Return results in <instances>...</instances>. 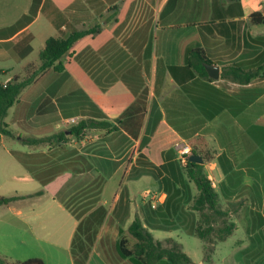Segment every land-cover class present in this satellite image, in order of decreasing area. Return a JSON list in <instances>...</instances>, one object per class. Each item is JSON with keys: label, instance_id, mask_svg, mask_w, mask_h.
I'll list each match as a JSON object with an SVG mask.
<instances>
[{"label": "crops", "instance_id": "0c3cea01", "mask_svg": "<svg viewBox=\"0 0 264 264\" xmlns=\"http://www.w3.org/2000/svg\"><path fill=\"white\" fill-rule=\"evenodd\" d=\"M19 1L9 0L2 11L8 17L0 21V60L5 63L12 57L24 62L32 54L36 37L32 29L41 18L67 34L66 37L73 28H98V31L80 39L65 56V70L56 73L67 78H60L46 91V100L40 101L36 109L28 102H23L26 106H18L16 113L21 119L13 122L18 134L14 141L27 149H11V153L28 170L36 171L45 184L58 176L67 177L70 188L64 191V185L61 191L67 194V202L82 191L99 189L101 193L96 203L87 204L83 197L74 202L80 208L76 214L71 205H65L67 202L61 205L75 222L66 241L57 239L52 243V251L48 249L51 243L43 235L20 237V247L32 251L16 255L13 264L28 259H41L45 264H140L123 256L119 244L137 216L133 196L153 182L151 178L138 186L142 177H151L142 175L141 168L161 169L174 161L176 151L181 153L180 149L189 146L188 141L195 136L205 137L217 150V156L205 166L219 195L220 208L228 213L227 219L233 217L229 221L236 225L234 233L240 222L247 226L252 241L245 247L236 245L234 263L252 262L249 257L255 249H261L254 243L255 235L257 240L264 239V79L240 85L221 79V74L233 64L250 68L263 63L264 51L250 45L253 39L264 36V23H252L250 16L254 12L264 16V0H38L37 3L28 0L23 9H19ZM237 3L242 5L244 15H239L241 8ZM50 37H43L42 49ZM196 50L203 51L213 62L211 65L220 68V78L213 79L211 84L235 100L213 119L204 115L201 105L192 101L170 72V66L181 67L196 59L193 54ZM1 71L15 74L6 67L0 68ZM12 73L7 80L13 77ZM240 86L248 89L246 97L237 98L233 93ZM78 90L90 98L116 129H87L82 140L60 143L58 149L22 142L23 137L50 135L41 134V129L43 120L51 115L59 119L53 123L57 129L63 128L64 120L86 118L72 96L65 98ZM139 97L142 102L137 104ZM135 105L136 110L123 118ZM26 107L31 112L43 107L39 116L43 120L28 118L24 114ZM221 155L225 156L223 163L218 161ZM162 172H157L160 179L165 176L172 179L163 169ZM118 175L123 179L117 184L114 179ZM156 182L153 184L159 185ZM111 186L113 191L108 200L104 195ZM121 193H125L124 199ZM162 193L168 196L163 189ZM252 210L259 211L261 223L255 232ZM16 212L18 216L24 215L22 209ZM79 227L85 232L79 233ZM159 264L170 263L163 260Z\"/></svg>", "mask_w": 264, "mask_h": 264}, {"label": "rangeland", "instance_id": "374dc122", "mask_svg": "<svg viewBox=\"0 0 264 264\" xmlns=\"http://www.w3.org/2000/svg\"><path fill=\"white\" fill-rule=\"evenodd\" d=\"M8 3L9 0L0 1V21H6L8 19L6 14L2 12L4 11V6ZM28 3V0L19 1V9L25 8ZM32 32H34V34L36 35L35 39L32 42V46L34 48L32 54L28 58H26L24 62L20 59H13L14 57L7 58L6 63L4 62V60H0V68L6 67L9 69H13V72L15 74H19L21 77H23L25 76L24 68L29 63L37 64V62L39 61V54L40 50L42 49L43 43L42 39L45 35L54 37L62 35L66 37L67 35L62 34L61 31L55 30L54 28L50 27L46 23V20L44 18H41L39 23H37L35 27H33ZM60 78L61 80H64V78L67 77H65V75H60L59 73H56L54 71H48L45 76L37 79L31 86L24 89L19 100L9 110L8 115L5 119L6 123L11 127L12 130H14L15 128L13 126V122L15 120L18 121L19 118L21 119V116L17 115L16 113L18 106L22 105L23 102H28L31 104L30 107H34V109H36L40 101H44L47 99L45 95L46 91L51 90L55 83L61 81ZM118 85L121 86L120 84ZM247 92L248 89L246 87L240 86L236 87L233 93L237 96V98H239V96L246 97L248 94ZM81 102L84 101L81 100ZM22 106H26V103ZM30 109L31 108L26 107L24 112V114H27L26 116H28V118L35 116L38 121L43 120L39 118V116H41V114L43 113V107L35 110L34 112H31ZM68 109L72 110L73 108L69 107ZM72 112L65 115H70L72 114ZM193 117L194 115L192 114V118ZM81 119L82 117L79 118V121ZM57 121H59V119L54 117V115H51V118L46 117L43 120L42 125H44V128L41 129V134H53V132L57 130L62 131L77 125L63 124L65 122L64 120L61 122V124L64 125L62 126L63 128L57 129L55 128V124H53ZM18 132H22L25 134L23 130H19ZM14 134V137L4 136L2 145L0 147V198H16L11 202L14 203L12 205L13 207L7 205L0 206V259L3 262H9L10 264H13V260L16 259V255L20 253L27 255L28 253H30V251H32V249L26 250L25 248L20 247L18 241L20 237H28V235L30 234L43 235L44 237H47L48 242L51 243L48 246V249L49 251H52L54 249L52 243L57 241V239H60V241H66L73 229L75 222L72 214H69V212L65 211L61 207L62 204H65V202H67V194L61 191L64 185H66V189H64V191L70 188V186H68L67 184L68 178L58 176L50 180L46 184L42 182L36 171L28 170L26 166L11 153V149L19 151H26L27 149L19 141H14L18 136L17 132ZM74 139L76 138H70L66 143H70ZM46 147L47 145L45 144L39 146V148ZM55 147L56 149H58L57 146ZM190 152L188 154H190ZM176 154L177 155L174 156V161L169 162L166 167H164V171L167 172L168 175H170L173 179L172 184H164V186L167 185L171 190L170 194H168V196L166 197L167 199H159L160 192L163 188L154 177H142V180H140L138 184L139 187H142L145 182L150 181L151 178L153 182L157 181L156 183L159 185H154L153 182L149 183L144 188V190L138 192V195H136V197L133 196L135 204V215L139 217L141 216L144 219L145 213L149 209V206L152 209L160 210L162 213L160 214L161 222H163V224L165 225L167 224L169 226H172V231H174L170 233L164 230H155L153 231L154 237L157 240L161 241H164L165 239L170 237L174 238L182 245L184 251L191 257L195 264H235V247L241 244L242 247H245L246 245H250L252 243L246 232L247 226L242 225L240 222H238V230L230 238H228L227 241L219 243L215 241L214 245L209 244L207 247L208 249H204V242L194 234L196 224L200 223V216L192 209L193 201L197 194V189L195 184L188 179L185 173L187 155H182L179 150L176 151ZM75 158L77 160H81L80 156H77ZM75 158L71 159L74 160ZM183 158L186 159L185 163L183 162ZM82 162L83 161H81V163ZM58 169L59 167H57V171ZM50 175L51 174L45 176V178ZM122 179V175H118L114 180L115 183L117 182L118 184ZM112 185H115L114 182H112ZM98 188L99 187H97L96 189ZM146 190H151L153 193L157 194L158 197L155 199L156 208L152 207V203L151 201H149V198L144 197V193ZM94 191L95 189L85 192L82 191L74 196L73 201L69 200L70 202H67L65 205H71V211L76 214L80 211V208H77V204H75L74 202L81 199L82 197V200H88L87 204L88 202L96 203L100 200V190L98 189L96 192ZM112 191L113 186H111L108 193L105 194L104 197H108L109 200V196L111 195ZM121 196L124 199L125 193H121ZM223 203L225 206H227V202ZM17 209H22L24 215L18 216L16 212ZM87 210L88 209L83 211ZM83 211L81 210V212ZM251 212L252 216H254V224L252 228L255 232L256 229H260L261 227V223L258 220L259 211L252 210ZM247 213L249 215V209L247 210ZM232 219L233 217H231V219H227V221L230 222ZM221 225L222 222H219L217 226ZM29 226L33 227V229L30 230ZM80 232L84 233L85 231L80 230L79 233ZM127 236H129L128 233ZM129 238L130 246L132 247L135 240L130 236ZM257 238L258 237L255 235L254 243L258 244V247L260 246L261 249L254 250L253 255L249 257V260H252V262L249 261L250 264H264V239L257 240ZM88 244H90L91 246V241L88 242ZM249 263L246 261H238L237 264Z\"/></svg>", "mask_w": 264, "mask_h": 264}, {"label": "trees", "instance_id": "16d2710c", "mask_svg": "<svg viewBox=\"0 0 264 264\" xmlns=\"http://www.w3.org/2000/svg\"><path fill=\"white\" fill-rule=\"evenodd\" d=\"M34 1L35 3L38 2V0ZM236 6L241 8L239 15H244L242 5L237 3ZM250 19L252 23L257 25L264 23V16L260 12L252 13ZM97 31L98 28H73L70 35L66 38L54 36L48 38L45 47L39 54L38 64L27 65L24 68L25 76L23 77L19 74H13L10 71L0 72V147L2 145L3 136H15L5 119L9 110L19 100L24 89L31 86L48 70L52 69L55 72H63L65 70V56L74 48L80 39L94 34ZM252 41L253 44L250 45L251 47L264 51V36L253 39ZM193 54L196 59L188 60L187 64L181 67L170 66V72L175 80L182 85L183 90L192 101L201 105L204 115L209 119H213L223 109L230 108V105L235 103V100L211 84L214 80L210 78L205 65H211L213 62L205 57L204 52L196 50ZM177 71L180 72V75H177ZM11 73L13 77L7 80V78L11 76ZM221 79L240 85H249L255 80L264 79V63L250 68L239 64H233L223 69ZM70 96H72V100L75 99L77 101V105L83 108L82 113L86 118H82L77 125L69 129L55 132L44 137H23L22 142L32 146H41L45 144L53 147L60 143L68 142L70 138L82 140L87 129L101 128L108 129L109 131L116 129L115 126H111L112 124L106 120L105 114L97 109V106L82 90L69 94L65 98L68 99ZM140 97L138 98L139 101L137 100V104L138 102H142ZM142 97H144V95ZM81 100L84 102H81ZM135 108L136 105L132 106L122 117L125 118L130 116L136 110ZM122 117L119 118L118 121H120ZM188 144L191 148V152L186 156L187 164L185 173L188 179L196 186L197 194L194 198L192 209L200 216V223L196 224L194 234L204 242V249L206 250L208 249V245H214L215 241L218 243L226 241L236 230V225L233 222L227 221L228 213L220 208L219 195L213 187L206 170L205 165L217 156V150H215L213 146L210 145V142L203 136L191 138ZM191 155L200 156L204 163L198 164L191 162ZM224 160V155L218 157L220 163H223ZM139 162L143 163L140 158ZM148 164V162H144V165ZM166 165L162 166L161 169L156 168V170L142 167L140 173L142 175L154 177L168 195L171 190L167 185L172 184L173 180L167 176L160 179L157 173H163L162 169L164 170ZM165 183L167 187L164 186ZM15 199L16 198H0V206L8 205ZM160 214H162L160 210L152 209L149 206L144 219L139 216L135 217L128 228L129 236L135 240L134 245L132 247L130 246L129 236L124 237L119 244L121 254L125 257L138 260L140 264H159L163 260L170 264H195L191 257L184 251L182 245L174 238L170 237L161 241L154 237L151 229L172 231V226L165 225L161 222ZM219 222H222L221 226H217ZM76 238H79L78 233ZM0 264H4L1 259ZM16 264L45 263L41 259H28L17 262Z\"/></svg>", "mask_w": 264, "mask_h": 264}, {"label": "built area", "instance_id": "2783aa9c", "mask_svg": "<svg viewBox=\"0 0 264 264\" xmlns=\"http://www.w3.org/2000/svg\"><path fill=\"white\" fill-rule=\"evenodd\" d=\"M78 122H79L78 118H70V119L65 120L64 124H66V125L67 124H74L75 125ZM190 150H191L190 146H184L183 148H181L180 151H181L182 155L186 156V155H188ZM185 161H186V159L183 158V162L184 163H185ZM144 197L149 198V201H151V203H152V207L156 208L155 199L158 197L157 194L153 193L151 190H146L145 193H144ZM166 197H167L166 194L162 193V194H160L159 199L160 200L161 199L162 200L163 199H167Z\"/></svg>", "mask_w": 264, "mask_h": 264}, {"label": "water", "instance_id": "95a60500", "mask_svg": "<svg viewBox=\"0 0 264 264\" xmlns=\"http://www.w3.org/2000/svg\"><path fill=\"white\" fill-rule=\"evenodd\" d=\"M209 76L214 79V80H218L220 78V68L218 66L215 65H205ZM190 161L191 162H195L198 164H203L204 161L203 159L198 156V155H191L190 157Z\"/></svg>", "mask_w": 264, "mask_h": 264}]
</instances>
